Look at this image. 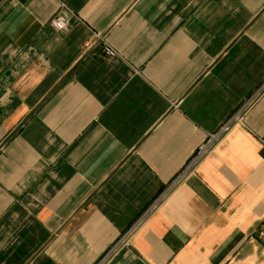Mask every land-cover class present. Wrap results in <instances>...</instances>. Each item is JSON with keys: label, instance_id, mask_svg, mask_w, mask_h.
Returning <instances> with one entry per match:
<instances>
[{"label": "crops", "instance_id": "0c3cea01", "mask_svg": "<svg viewBox=\"0 0 264 264\" xmlns=\"http://www.w3.org/2000/svg\"><path fill=\"white\" fill-rule=\"evenodd\" d=\"M263 225L264 0H0V264H264Z\"/></svg>", "mask_w": 264, "mask_h": 264}, {"label": "built area", "instance_id": "2783aa9c", "mask_svg": "<svg viewBox=\"0 0 264 264\" xmlns=\"http://www.w3.org/2000/svg\"><path fill=\"white\" fill-rule=\"evenodd\" d=\"M52 23L57 30H64L69 23V19L66 16L60 14L53 20ZM91 44L92 42H88L86 46L89 47ZM103 53L105 54V56H108L110 58L117 56L116 50L107 43L103 46ZM251 104V101L245 103L230 119L224 122L216 132L209 134L206 141L199 146L188 166V169L192 168L200 160H202L234 124H236L237 122H242L244 120ZM257 237L260 240L264 241V225L258 230Z\"/></svg>", "mask_w": 264, "mask_h": 264}]
</instances>
